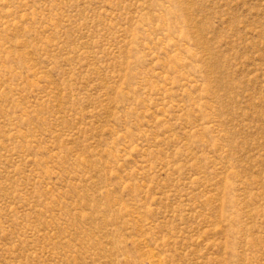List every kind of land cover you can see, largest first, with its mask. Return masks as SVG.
<instances>
[{"label": "rangeland", "instance_id": "obj_1", "mask_svg": "<svg viewBox=\"0 0 264 264\" xmlns=\"http://www.w3.org/2000/svg\"><path fill=\"white\" fill-rule=\"evenodd\" d=\"M0 264H264V0H0Z\"/></svg>", "mask_w": 264, "mask_h": 264}]
</instances>
